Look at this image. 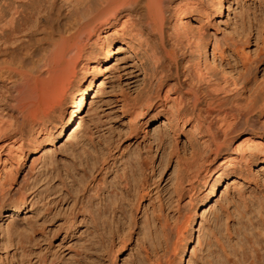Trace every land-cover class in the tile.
<instances>
[{"label":"bare ground","instance_id":"obj_1","mask_svg":"<svg viewBox=\"0 0 264 264\" xmlns=\"http://www.w3.org/2000/svg\"><path fill=\"white\" fill-rule=\"evenodd\" d=\"M230 6V0H0L2 230L8 213L26 209V193L11 196V191L29 155L48 153L67 133L75 137L78 114L104 83L118 52L135 46L152 65V85L132 103L127 133L135 134L134 123L150 108L152 115L164 113L176 125L188 126L200 143L185 167L189 179L180 180L183 184L201 174L208 188L206 198L191 209L190 238L178 254L176 264H187L202 209L224 177L264 159V76L254 74L255 64L233 58L231 47L219 45L212 32ZM182 184L177 190L185 188ZM96 217L101 219L99 211ZM45 221L36 222L44 226ZM244 231L243 263L264 264V247L259 254L255 249L258 232ZM40 232L45 236L43 228ZM31 236L25 243L15 238L21 252L13 264L43 262L32 261Z\"/></svg>","mask_w":264,"mask_h":264},{"label":"rangeland","instance_id":"obj_2","mask_svg":"<svg viewBox=\"0 0 264 264\" xmlns=\"http://www.w3.org/2000/svg\"><path fill=\"white\" fill-rule=\"evenodd\" d=\"M230 1L212 32L219 45L231 47L233 58L255 64L252 70L262 79L264 0ZM243 33L249 41L243 42ZM207 56L212 57V48ZM151 71L137 47L125 46L78 114L75 137L67 133L48 153L29 155L11 191V196L26 193V209L3 219L0 264H13L21 252L14 242L25 243L30 235L32 261L42 258L41 264H176L190 238L193 206L206 198L208 188L201 174L182 184L189 179L185 167L200 145L188 126L176 125L164 113L152 115L147 108L134 123L135 134L127 133L132 103L151 89ZM237 173L225 176L212 202L203 207L187 264H216L219 258L221 264H244L246 227L258 232L257 254L263 249L264 159ZM179 183L185 186L181 191ZM114 199L118 204L110 202ZM98 211L100 220L95 218ZM44 219V226L36 222ZM30 225L35 230L29 235ZM40 225L45 236L39 235Z\"/></svg>","mask_w":264,"mask_h":264}]
</instances>
